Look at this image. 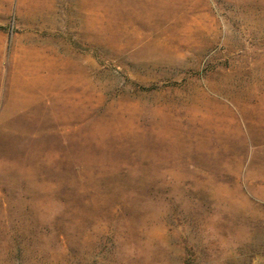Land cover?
Here are the masks:
<instances>
[{"label":"rangeland","instance_id":"374dc122","mask_svg":"<svg viewBox=\"0 0 264 264\" xmlns=\"http://www.w3.org/2000/svg\"><path fill=\"white\" fill-rule=\"evenodd\" d=\"M0 264H264V0H0Z\"/></svg>","mask_w":264,"mask_h":264}]
</instances>
